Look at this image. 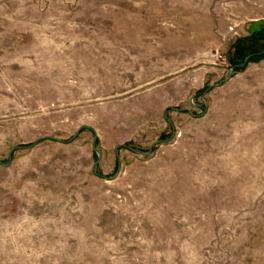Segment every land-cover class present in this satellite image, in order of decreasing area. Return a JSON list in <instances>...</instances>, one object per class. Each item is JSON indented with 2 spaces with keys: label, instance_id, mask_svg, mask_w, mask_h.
<instances>
[{
  "label": "rangeland",
  "instance_id": "1",
  "mask_svg": "<svg viewBox=\"0 0 264 264\" xmlns=\"http://www.w3.org/2000/svg\"><path fill=\"white\" fill-rule=\"evenodd\" d=\"M256 22L264 0H0V264H264V59L225 82Z\"/></svg>",
  "mask_w": 264,
  "mask_h": 264
},
{
  "label": "trees",
  "instance_id": "2",
  "mask_svg": "<svg viewBox=\"0 0 264 264\" xmlns=\"http://www.w3.org/2000/svg\"><path fill=\"white\" fill-rule=\"evenodd\" d=\"M263 41L264 34L262 32L238 40L233 47L234 52L231 59V67L234 68L235 71H244L247 66L244 69H240L239 66L242 65L245 59L250 55H254V57L249 63L264 59V54H262V52H264ZM125 147L127 148V146Z\"/></svg>",
  "mask_w": 264,
  "mask_h": 264
},
{
  "label": "water",
  "instance_id": "3",
  "mask_svg": "<svg viewBox=\"0 0 264 264\" xmlns=\"http://www.w3.org/2000/svg\"><path fill=\"white\" fill-rule=\"evenodd\" d=\"M262 54H264V52H262ZM253 57H254V55H250V56H248V57L245 59L244 63H243L242 65L239 66V68H240V69H244V68L249 64L250 60H251ZM234 72H235V69L232 68L231 71L229 72V74L227 75V77H226V79H225V82H227V81H229V80L232 79V77H233V75H234ZM186 110H187L188 112H190L189 109H186ZM85 129H90V128H88V127H81V128L78 130L77 134L75 135V137H74L73 139H76V138L78 137V135H79L83 130H85ZM52 139H53V140H56V141H58V142H62L61 140H59V139H57V138H52ZM97 141H98V138H97V134H96V135H95L94 142H93V148H94V150L97 152V154H98L99 157H98L97 162L95 163L94 168H96V167L98 166V164L100 163V161H101V153H100V151H99L98 149H96V147H95L96 144H97ZM161 143H164V141H158L157 143H155V144L151 147L149 153H147V154H145V153H143V152H141V151H139V153L144 154V155H150V154L152 153V151H153V148H154L155 146L161 144ZM35 145H36V144L32 145L31 147H33V146H35ZM26 148H30V147H20L19 149H26ZM14 152H15V150H12V151L10 152V155H9V157H10V162H9L8 165H5V166H9V165H10V163H11V159H12V156H13ZM117 152H118V150L116 151V156L119 158V161H120V157H119V155H118ZM113 179H114V178H112L111 180H113Z\"/></svg>",
  "mask_w": 264,
  "mask_h": 264
},
{
  "label": "crops",
  "instance_id": "4",
  "mask_svg": "<svg viewBox=\"0 0 264 264\" xmlns=\"http://www.w3.org/2000/svg\"><path fill=\"white\" fill-rule=\"evenodd\" d=\"M237 27L238 26H236L235 29H237ZM247 29L251 30V31H257V30H263L264 31V24H262L260 22L252 23V24L247 26ZM226 77H227V75H226Z\"/></svg>",
  "mask_w": 264,
  "mask_h": 264
}]
</instances>
